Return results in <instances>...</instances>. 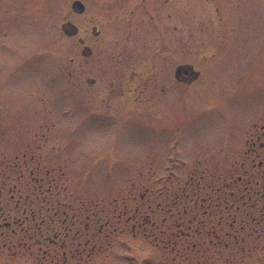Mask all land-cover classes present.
Segmentation results:
<instances>
[{
	"label": "rangeland",
	"instance_id": "obj_1",
	"mask_svg": "<svg viewBox=\"0 0 264 264\" xmlns=\"http://www.w3.org/2000/svg\"><path fill=\"white\" fill-rule=\"evenodd\" d=\"M73 1L0 0V264H264V0Z\"/></svg>",
	"mask_w": 264,
	"mask_h": 264
},
{
	"label": "water",
	"instance_id": "obj_2",
	"mask_svg": "<svg viewBox=\"0 0 264 264\" xmlns=\"http://www.w3.org/2000/svg\"><path fill=\"white\" fill-rule=\"evenodd\" d=\"M72 9L77 13H82L85 9V6L80 0H74L72 2ZM72 30H73V34H75L77 31V28L73 27ZM93 31H95V28H93ZM82 52H83V54L88 55V54H90L91 50H90V48L85 47ZM188 70H190V72H191V70H192L191 67H189ZM185 72H187V71H185ZM192 73L194 74V76L198 75V72H196V71L192 72Z\"/></svg>",
	"mask_w": 264,
	"mask_h": 264
},
{
	"label": "flooded vegetation",
	"instance_id": "obj_3",
	"mask_svg": "<svg viewBox=\"0 0 264 264\" xmlns=\"http://www.w3.org/2000/svg\"><path fill=\"white\" fill-rule=\"evenodd\" d=\"M184 69H186V68L180 67V69H179L177 67L176 70H175V77L176 78H179L180 77L181 80H183L184 82H189L190 81V78L186 74H184ZM120 72H124V71L123 70H120ZM182 74H183V76H182ZM130 85H131V82H130ZM130 85H129V87L127 86L128 87L127 88V87L123 86L122 84H119V86H120L119 88H121V90H122L121 93H119V94H123V91H125V90L131 91L132 93H134L135 89L133 88V86L131 87ZM64 219H66V218L64 217Z\"/></svg>",
	"mask_w": 264,
	"mask_h": 264
}]
</instances>
